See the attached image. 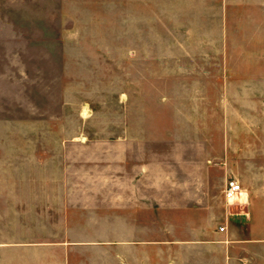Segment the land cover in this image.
Returning a JSON list of instances; mask_svg holds the SVG:
<instances>
[{
  "label": "rangeland",
  "instance_id": "rangeland-1",
  "mask_svg": "<svg viewBox=\"0 0 264 264\" xmlns=\"http://www.w3.org/2000/svg\"><path fill=\"white\" fill-rule=\"evenodd\" d=\"M118 167L179 184L149 251L99 202L69 210ZM145 256L264 264V0H0V264Z\"/></svg>",
  "mask_w": 264,
  "mask_h": 264
},
{
  "label": "crops",
  "instance_id": "crops-1",
  "mask_svg": "<svg viewBox=\"0 0 264 264\" xmlns=\"http://www.w3.org/2000/svg\"><path fill=\"white\" fill-rule=\"evenodd\" d=\"M139 174H142V176L135 178L136 180L132 182L131 174L128 173L127 178L123 177L118 167L117 171L116 168L114 170L113 182H79L80 192L78 198L71 194L72 205L69 210L73 212L79 211V213L83 215V212L88 209V203L90 201L95 200L99 202L98 204H101L97 207L99 210L111 211L109 216L113 224V235H118L120 233L116 227L127 228L126 234L129 236L132 234H136L137 237L141 236L140 240L128 238V244L136 250L149 251L152 246V241L149 238V236H151V227L149 225L147 226L146 223L143 222V219L150 216L153 209L160 211V207H153V203L155 202L153 199L154 197L158 199L162 193L168 195V191L166 190L168 186L175 185L177 187L179 184L178 182H168V180L161 181L160 179H155L153 182L151 178V168L148 170L144 169ZM90 186L97 188V190H95L96 192L92 190L94 194H89L90 191H88L87 188ZM162 189H165V192H163ZM121 221L123 224L126 221V227H121ZM225 229L226 227L224 230ZM123 233L125 232H122V234ZM208 261L209 260L201 264H209L210 262ZM131 263L152 264V261L150 257L148 258L145 256V258L135 259ZM176 263H178V261H172V264Z\"/></svg>",
  "mask_w": 264,
  "mask_h": 264
},
{
  "label": "built area",
  "instance_id": "built-area-1",
  "mask_svg": "<svg viewBox=\"0 0 264 264\" xmlns=\"http://www.w3.org/2000/svg\"><path fill=\"white\" fill-rule=\"evenodd\" d=\"M243 192L244 189L237 180L229 178L225 181L223 196L227 204L231 203L234 200H240L242 194H244ZM224 228L225 226H221L220 231H223Z\"/></svg>",
  "mask_w": 264,
  "mask_h": 264
}]
</instances>
